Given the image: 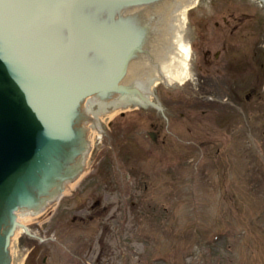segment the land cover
I'll return each mask as SVG.
<instances>
[{"label": "rangeland", "instance_id": "374dc122", "mask_svg": "<svg viewBox=\"0 0 264 264\" xmlns=\"http://www.w3.org/2000/svg\"><path fill=\"white\" fill-rule=\"evenodd\" d=\"M235 81L239 82L240 90L247 86L244 83L247 81ZM223 87L226 90V85ZM261 107L256 106L255 115L251 116L256 118L250 121V105L240 101L237 120L228 129H221L229 139L223 158L217 164L212 155L215 148L208 149L211 156L207 168L199 160L206 151L199 143L201 134L191 129L174 133L175 139L183 138L190 143L177 144L162 156L166 159L128 156L125 154L127 135L118 143H106L100 156L106 158L98 157L93 166L92 177L98 170L102 172L97 183L93 185L91 179L85 180L80 190L63 199L56 212L44 217L40 225H32L41 237L53 239V242L32 243V264H130L128 256H120V244L132 258H138L135 263H144V255L154 260L155 255L151 256L148 248L157 231L162 235L156 238L167 248L168 238L174 237L179 242L187 236L180 243V250L185 249L184 256L188 258L184 264L199 261L200 264H264V107ZM184 111L190 112L188 107ZM214 118L217 117L209 115L201 120L210 122ZM234 132L238 138L233 143ZM144 145L151 151L148 143ZM95 152L96 149L92 161ZM232 165L236 172L231 171ZM128 171L134 191L124 177ZM224 177L226 185L219 190L217 183L224 185ZM142 182L147 191L140 189ZM160 183L163 192L157 189ZM191 183L197 185L189 186ZM231 194L234 198L230 200ZM221 198L227 200L220 201ZM95 202L97 208L92 209ZM126 206L130 221L119 235L115 224ZM210 211L217 213L218 223ZM211 219L214 224L209 226ZM215 229L224 233L218 236L217 243L212 240ZM203 233L209 240H204ZM175 250L177 257L180 251L177 245ZM164 261L167 260L156 259L153 263Z\"/></svg>", "mask_w": 264, "mask_h": 264}, {"label": "water", "instance_id": "95a60500", "mask_svg": "<svg viewBox=\"0 0 264 264\" xmlns=\"http://www.w3.org/2000/svg\"><path fill=\"white\" fill-rule=\"evenodd\" d=\"M119 1L120 8L139 3L114 0ZM48 2L0 0V264L9 261L5 225L13 211L27 206L35 193L37 198L46 194L39 210L80 172L76 162L84 140L78 111L81 101L91 95L106 100L122 94V87H113V80L121 77L136 55L132 40L104 88V79L91 78L89 51L101 55L102 51L93 33L87 40V27L93 29L96 22L87 19L83 8L89 2L107 5L106 0H70L66 6L73 14L64 18V36L49 30L55 14ZM143 35L139 30L138 36ZM109 83L112 86L107 87Z\"/></svg>", "mask_w": 264, "mask_h": 264}, {"label": "bare ground", "instance_id": "6f19581e", "mask_svg": "<svg viewBox=\"0 0 264 264\" xmlns=\"http://www.w3.org/2000/svg\"><path fill=\"white\" fill-rule=\"evenodd\" d=\"M115 114H116V112L113 113V114L107 115V116H108V117H113ZM74 187H75V184L72 185V186H70V188L67 189V191L65 192L64 195L69 194V193L73 190ZM55 206H56V205H54V206L51 208V210H52ZM20 218H21V219H20ZM20 218H18V222L21 223V224H23V225H25V224H27V223H30V222H33V221H32V220H33L32 217H20ZM17 234H18V233H17ZM16 264H19V262H16Z\"/></svg>", "mask_w": 264, "mask_h": 264}]
</instances>
